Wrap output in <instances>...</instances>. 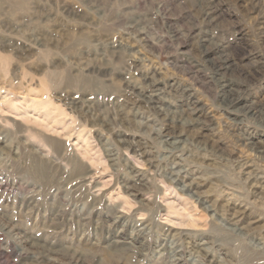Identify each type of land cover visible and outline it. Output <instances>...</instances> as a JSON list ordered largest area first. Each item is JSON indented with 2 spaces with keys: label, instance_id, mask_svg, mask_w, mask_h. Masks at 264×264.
Here are the masks:
<instances>
[{
  "label": "rangeland",
  "instance_id": "1",
  "mask_svg": "<svg viewBox=\"0 0 264 264\" xmlns=\"http://www.w3.org/2000/svg\"><path fill=\"white\" fill-rule=\"evenodd\" d=\"M214 1L222 3V18L209 32L212 46L230 43L233 76L248 72L236 86L246 89L247 101L264 105V0L255 13L248 0ZM202 7L200 0H0V264L28 263L33 249L24 239L58 248L45 264H75L79 252L93 264L104 239L121 233L140 234L146 252L134 258L138 264H174V257L184 264H264V190L254 202L238 175L246 160L264 177V152L254 150L264 151V125L217 109L210 70L188 61L196 57L188 31L200 28L194 19ZM142 35L153 49L143 48ZM152 69L162 85L174 81L198 100L206 120L196 134L205 151L190 140L168 158L172 140L160 134L167 128L130 105L125 85L139 84L138 71L151 76ZM180 93L161 95L170 117L188 109ZM126 113L125 127L147 144L139 165L119 149V127L95 122ZM78 161L86 166L84 186L75 176ZM129 172L143 180L133 192L123 187ZM175 174L188 177L175 181ZM191 179L204 200L240 196L251 221L233 231L220 211L190 199L183 184ZM161 181L171 188L164 191Z\"/></svg>",
  "mask_w": 264,
  "mask_h": 264
},
{
  "label": "bare ground",
  "instance_id": "2",
  "mask_svg": "<svg viewBox=\"0 0 264 264\" xmlns=\"http://www.w3.org/2000/svg\"><path fill=\"white\" fill-rule=\"evenodd\" d=\"M200 1H203V7L200 9V11L198 10L199 13L197 14L196 19H194V22H196V20L198 21V25L200 24V28L198 29L195 28V30L194 28L190 29L187 35L189 39L193 40L191 48L195 50L196 57H194L195 58L194 60L192 59L193 62L191 59H188V61L189 62L191 61V64L192 65L194 64L193 66L203 65V68L207 67V69L210 70L209 71L211 74L210 78L214 81V83L217 86V93L214 97V101L217 104V107H216L217 109L221 110L223 113L234 116L233 118L235 120L236 118L241 117L242 120L243 119L255 120L264 125V105H259L261 102H259V104L257 103L256 105L254 104V102L247 101V99L243 96V93L246 89L245 88L242 89V88H239V86L238 87L236 86L237 83L235 82V80H237V78L240 79L241 77L243 79H246L248 72H243L239 74L240 76L239 75L235 77L233 76L235 75L234 70H233V64H234L235 59L234 58L232 59V57H230V55L228 54L231 49L230 43L226 44L225 46L223 45V47L220 45L221 47L219 51L217 50L216 45L213 44L212 46L213 37L211 36V34H209V32L213 28H217L221 24V18H222L221 5L222 3L219 4L218 2L214 0H200ZM259 3H260V0H248V5H249L248 11L252 13L257 12L259 9ZM263 3L264 2H262L260 5H262ZM258 14H259L260 24H264V16H262L260 13ZM173 38L177 39L178 34L175 33V35H173ZM139 42L141 43L143 48L144 47L146 48V46L147 47L149 46L147 38L143 37V35L140 36ZM217 52H221V53L217 54ZM133 66L135 68L137 67L136 64H134ZM137 77L139 80V84L137 85L136 84H133V85L126 84L125 85L130 89V92H131V97H130L131 102L129 101L131 103L130 105L133 108H136L137 110L146 111L148 114L153 115L155 117L154 120L161 122L162 126H165L167 128L164 131L165 134L160 133L161 136L167 137L168 139L172 140V141L167 142L169 147L172 149V150L167 151V157L175 158L173 156L174 150L175 151L179 150V147L181 144H185L190 140L195 141L197 145L199 144L198 146H200V149L205 151L207 148L206 142H203L204 140L203 141L198 140L199 137L197 136L196 133L198 129L202 127V125H204L206 117H205V114L203 113L204 111H202V109L199 106L198 100L191 93V90H189L188 88H181L179 86L180 84H177L174 81H171V83L162 85L161 83L162 79L159 77V73H157L155 69L151 70V76L139 70ZM170 89H174L175 91H180L181 92L180 94L186 97L183 103L185 104L184 106L188 108L187 111H183V109L182 111L178 110L179 112L175 114L174 116L172 115V117H170L171 114L169 116L168 113H166L165 110L162 108V105L165 102L161 98V95L166 93V91ZM72 104L74 105L75 103H72ZM178 107H180V105H178ZM127 113L122 114V117L118 120H116L117 118L115 119L112 116H109L108 119L106 118L107 121H103L104 119L100 120L98 118H95L96 120L95 122L97 126L102 127L104 129L109 128L111 131H112L113 126L119 127V130L115 132V136L118 137L117 144L119 145V149H123L126 152V154L125 153L123 154L124 156H126V159L136 165L138 163H143V160L141 159L145 158L148 155V153L145 152V148L147 147V144L143 143L142 139L136 140V137H138V135L130 133L128 131L129 129L125 127L126 125L128 126L130 124V121L125 119V117L127 116ZM247 140L248 139H246V141ZM247 145L253 148L255 144L253 142L252 143L249 142L247 143ZM254 150L259 151L258 154H262L264 152L260 148L258 149L254 148ZM55 151H57L58 153V150L56 148H55ZM74 164L78 167V172L75 176L83 178L86 175L85 174L86 166L79 163V161L75 162ZM238 169H239L238 175L240 176L243 184L246 187H248V195L251 198H253V201L255 202L261 196V192L263 193L264 177L261 176L254 162H250L246 160L239 162ZM129 175L130 176L127 178V181H126L127 183L123 187L128 192H133L136 186H138L137 184H142L143 180L142 178L138 176V174H133L132 172H129ZM186 177L188 176L185 175L182 177L181 175L175 174L174 180L180 181L181 179H186ZM84 180L86 179L83 178V180H81V183H80L81 186L85 185ZM202 181H205V180H202ZM161 183L163 185L164 191H167L171 188V186L168 185L166 182L161 181ZM199 185L200 183L196 182L194 179H191V183L189 182L186 185L183 184V187L186 188V190H188L191 193V196H189L191 197L190 199L195 198L196 202H199V203L201 202L202 204H205L206 205L205 209L207 211L215 212L214 209H217L218 212L220 211L222 213V215H220L221 218L223 217V220L229 226L232 227L233 231H242L243 224L245 222L251 221L252 218L250 217V213L245 214L242 212V210L243 209L246 210L247 207L246 208L244 207L245 205L243 203L244 201H241V199L239 198L240 196L239 197L233 196L235 200L233 199L224 200L216 204L217 202L216 198H215L216 202L215 200L211 202L210 200L209 201L204 200L205 198L203 199V197L199 195L200 193L197 194V187ZM98 191L99 189L93 190L91 192L92 194H90L91 199H92V203L91 202L90 203L92 207H94L97 204L98 199L96 198L98 196L97 194ZM173 193H175V190H173ZM253 201L251 202L252 204L254 203ZM259 203L260 201L258 202V204ZM242 215L244 217H241V218L244 221L243 222L241 221L239 223V217ZM139 237H140V234H136L133 237L128 239L126 238L125 234L121 233L114 237L109 236L105 238L104 239L105 243H104L102 250L94 253V255L98 254L100 258L97 257L95 263L93 264H100L101 259L104 261L105 264H121L120 258L124 259V262L122 264H138L139 261L138 260L136 261L135 259L142 258L143 260V257H145V252H146V248L144 246L145 244L138 241ZM209 238H210V235H208V233L206 234L204 233L203 235V239L205 240L204 244H207L209 242ZM32 242L34 241H29L28 239H24V242H23L26 245H29V248L32 247L33 249L31 250L33 251L31 254L29 252V254L25 256V260L28 261V263L26 264H45V263L51 262L53 256L58 255V248L57 250L47 249L42 244H38L35 242L32 243ZM194 244H195L194 246L197 247V249L202 250V248H200L202 244L196 243V242ZM91 248L93 250L95 249L94 246ZM27 250H30V249H27ZM161 255L162 254H159V256ZM86 258L80 252L75 253L74 263L75 264H86L85 263ZM133 260L135 261V263ZM171 261L172 263L174 262V264H184V261L177 257L172 258Z\"/></svg>",
  "mask_w": 264,
  "mask_h": 264
}]
</instances>
